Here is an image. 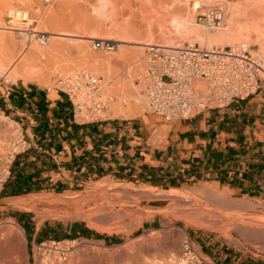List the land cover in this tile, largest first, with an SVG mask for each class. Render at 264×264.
Segmentation results:
<instances>
[{
	"label": "rangeland",
	"instance_id": "obj_1",
	"mask_svg": "<svg viewBox=\"0 0 264 264\" xmlns=\"http://www.w3.org/2000/svg\"><path fill=\"white\" fill-rule=\"evenodd\" d=\"M202 1L211 7L225 5L229 18L231 7L243 3V0ZM192 2L193 0L184 2L186 6L183 4L182 15L187 20H191L193 16L196 22L200 10L194 14L190 9ZM54 3L45 4L42 0H14V7L29 14L30 29L49 34L68 33L76 37L65 36L62 39H56L57 41L54 40L65 43L63 44L65 52L59 54L61 57L53 55L52 60H45L44 63H39V57L34 59L36 61L33 63H36L29 65L31 75L27 81L23 77L12 80L0 72V90H6V87H10L15 82H25V84L34 82L55 93L59 91L57 89L58 79L71 76L79 71H88L103 78L104 97L113 98L115 101L117 97L112 91L114 87L123 88V85L132 84V80H134L133 84L140 86L139 93L143 101L138 103V108L132 112V109L128 108L131 104L123 103V108H127L129 116L113 114V110L110 109L109 117L127 118L151 114L141 83L146 70V47L139 52L137 47L127 44L125 48L133 49V52L131 51L129 57L121 60L118 49L115 51L98 50L93 45L96 39H110L119 42V45L123 42H133L132 37H139L143 41L146 37L149 39L146 33L137 37V34L128 28V23L132 20L131 8L134 10V4L131 5L128 0L70 1L65 8L57 9L56 16L64 18L70 14L75 23L71 27H60L55 24L54 19L49 18V21L45 17L44 11L51 8ZM176 16L177 14L172 13L167 16L164 36L160 38L154 35L150 45L163 44L169 37L181 42V45L199 44L198 42L191 43L182 33L181 35L179 31L176 32L172 24ZM244 22L243 18L238 19L239 25L243 26ZM0 24L2 27L11 25L8 13L1 18ZM16 26L23 29L27 27L25 21H21ZM198 29L202 33L209 32L202 26ZM1 33L13 36L15 40L14 58L30 48L39 51L48 47L47 44L41 46L38 43L28 45L21 35L8 30L0 29ZM72 38L78 41H71ZM81 38L86 39V42H82ZM241 38H244V35ZM244 41L241 39L239 42ZM248 43L256 52L258 51V56L264 59V51L262 52L259 46L252 42ZM234 45L228 44L232 47ZM135 50H138L137 53ZM55 56L57 60L54 59ZM88 56L93 57L89 59ZM14 58L9 62L10 64ZM137 59L140 60L137 61ZM134 69L138 71L134 72ZM131 84L128 87L132 86ZM204 87L207 88L206 84ZM155 119L158 122H164L158 117ZM22 137L19 128L0 114V179H3L6 162L11 159L10 150L13 143ZM24 139L29 143L26 137ZM8 149L10 150L7 151ZM5 183L0 185V195ZM199 189L201 191L207 189L206 192L213 191L215 194L224 193L205 185L164 190L123 179H105L80 187L73 192L32 193L13 199H1L0 197V257L10 260L13 264H34L35 244L57 239L74 242L70 264H170L171 258L181 253L183 242L190 239L199 252L213 260L214 257L208 256L210 250L218 248L232 258L237 256L238 263L248 261L264 263V239H250L241 234L237 227V222L242 220L250 222L253 226H260L263 230L264 203L257 199H242L230 195H226L227 203H223L210 199L203 193L205 190L200 192ZM171 192L186 197L188 195V197L178 201L173 197L167 198L166 196ZM233 203L235 205H232ZM190 205L197 206L194 207L197 210H203H201L203 214L193 221L183 209L184 206ZM6 228H12L13 234ZM86 229L105 238L84 236L83 232ZM30 234H32L31 237ZM214 262L220 264L215 260Z\"/></svg>",
	"mask_w": 264,
	"mask_h": 264
},
{
	"label": "crops",
	"instance_id": "obj_2",
	"mask_svg": "<svg viewBox=\"0 0 264 264\" xmlns=\"http://www.w3.org/2000/svg\"><path fill=\"white\" fill-rule=\"evenodd\" d=\"M260 84L247 99L174 122L151 113L84 123L61 92L12 83L0 90V114L30 147L13 161L0 197L67 193L123 179L164 190L211 186L264 203V78ZM224 254L211 248L208 256L220 264H258Z\"/></svg>",
	"mask_w": 264,
	"mask_h": 264
},
{
	"label": "built area",
	"instance_id": "obj_3",
	"mask_svg": "<svg viewBox=\"0 0 264 264\" xmlns=\"http://www.w3.org/2000/svg\"><path fill=\"white\" fill-rule=\"evenodd\" d=\"M12 20L10 18L9 23ZM197 22L209 29H221L225 24L224 7L204 9L198 13ZM27 28L28 33L39 42H47L46 32H35V29ZM93 45L98 50L115 51L119 42L96 39ZM146 58L145 92L150 111L166 122L189 118L207 109L222 108L236 100L247 99L260 91V78H264V63L253 55L251 48L242 45L236 48L227 46L209 49L197 44H154L146 49ZM195 80L211 81L215 92L198 97L192 85ZM102 86V78L81 72L72 78L58 79L57 89L71 102L75 120L96 123L108 119V103L100 94ZM29 147L24 137L13 143L11 159L5 164L4 178L0 179L1 186L11 175L15 156ZM72 244V241L57 239L35 244L34 264H70L74 247ZM170 264L216 263L199 252L190 239H186L181 253L174 255Z\"/></svg>",
	"mask_w": 264,
	"mask_h": 264
},
{
	"label": "bare ground",
	"instance_id": "obj_4",
	"mask_svg": "<svg viewBox=\"0 0 264 264\" xmlns=\"http://www.w3.org/2000/svg\"><path fill=\"white\" fill-rule=\"evenodd\" d=\"M42 1L45 4H50L51 2H53V3L55 2L51 6V8L50 7L48 8L49 10L47 9V11H44L46 13V16H45L46 19H49V18L54 19L55 24H57L60 27H62V26L63 27L64 26H68V27L73 26V24L75 23L74 22L75 20H74L72 15L69 14L68 16H65L64 18H60V17L56 16V11H57V9L65 8L67 3H69L70 1H74V0H48V1L42 0ZM185 1H187V0H128V2H131V5L134 4V6H135L134 10H133V8H131L133 11L130 9L132 20L130 19L131 21L128 23L129 24L128 28L131 30V32L137 34V37L142 36L143 34L146 33V35L149 36V39H147V37H146L143 41V39H140L139 37L138 38L132 37L131 39L133 40V42H131V43L123 42V44L118 45L117 49L120 52L119 53V59L122 60V59H125L131 55V51L133 49L132 50L126 49L125 47H127V44H129L133 47H137L139 49V52H140L141 49H145V47L147 49L149 46H151L150 45L151 39L154 35H158L160 38H161V36H164L163 33H164V30L166 29L167 16L172 13V14H177V16L174 17L173 21H172L174 28L177 30L176 32L179 31L180 34L182 33L183 36L186 37L185 39H187V40L189 39V41H191V43L192 42H198L200 45L199 44H197V45H199L201 47L205 46L204 48H209V49L213 48V47L224 48V47H227L228 44H235L233 47L229 46L232 48H236V47L241 46V45L246 46V47L251 48L253 55L255 57H257L258 59H260V62L264 63L263 57L262 56L259 57L258 51L256 52L253 49V47H251V45L248 43V42H252L254 45L259 46V48L262 52L264 51V0H243V3L233 5L231 7L230 18L227 15V9H226L225 5H219V6H223L224 10H225V24L219 30L209 29V28L204 27L203 25L197 23V17H196V22L194 21L193 18H195V17H193V16H192L191 20H189V19L187 20L185 18V16L182 15L183 7L185 5V3H184ZM210 1L213 2L214 0H210ZM23 2H26V1H23ZM209 7H211V6L207 5V3L206 2L204 3L202 0H193L192 4L190 5V9L194 14L196 12H198L199 10L201 12L204 9L209 8ZM65 11H66V9H65ZM6 13H8V19L13 18V20L9 23V24H11L10 26L2 27V25L0 24V29L8 30V31H11L13 33H17V34L21 35L22 38L24 39V41L26 40L28 45L33 44V43H38L41 46H45L46 44L48 46L46 48L44 47V49H40L39 51L36 49L30 48L27 51L21 52L16 58H14L15 57V53H14L15 40H14L13 36H11V34L7 35V34L1 33L0 34V72L4 73L5 75H7L8 78H10L12 80H15L17 77H23L25 79V81H27L28 78H30L29 75H31V73H29V72H31L29 69V65L31 63L32 64L36 63V62L33 63V61H36L34 59L39 57V59H40V60L38 59L39 63H44L45 60L48 61L49 59H51L53 55L58 56L61 53L63 54L65 52L63 44H65V43L55 42L54 40L65 38V36H67V37L70 36V38L76 37V36H72L71 34L68 35V33L67 34L66 33L65 34H62V33L61 34H56V33L49 34L46 32L48 34V40L45 43H41L34 36H31L28 33L29 29L27 27L30 26L28 24V22H29L28 19H30L29 14L26 11H21V10L15 9L14 0H0V20ZM240 17L245 20L243 26L239 25V23H238V19ZM21 21H27V23L25 22V25H27V27H25V29H23L21 27L17 28L16 25H19V23ZM49 21H50V19H49ZM13 26H16V27H13ZM199 26L200 27L202 26L203 28L207 29V31H209V32H205V33L203 32L202 33V31L198 29ZM35 32H38V31L35 30ZM70 33H72V32H70ZM242 35H244V38H241ZM241 39H244L245 41L240 43L239 41ZM70 40L71 41H78V39H76V38H72ZM81 41L86 42V39H82ZM181 44H182L181 42L179 43L175 39H172L169 37L166 42H164L163 44H160V45L182 46ZM194 44H196V43H194ZM152 45H154V44H152ZM191 45H193V44H191ZM105 51H107V50H105ZM137 51H136V53H137ZM139 52H138V54H140ZM59 56L61 57V55H59ZM92 57L88 56L89 59H91ZM13 58H14V61H12V63L10 64L9 62ZM95 58H97V57H95ZM54 59H56V56ZM139 60L140 59H137V61H139ZM145 63H146V70H147V58L146 57H145ZM139 64L140 63H138V65ZM8 65H10V66L7 67ZM137 69H139V68H137ZM146 70H145L144 76L142 77L141 83H142L143 93H144L145 98L147 100L148 109L150 111L149 99H148V96L145 92V90H146V82H145ZM41 71H43V69ZM137 71H136V69H134V72H137ZM81 72H88V71H79V72H77L71 76L61 77V78H72ZM34 73H36V72H34ZM88 73H91V72H88ZM93 75H95V74H93ZM40 77L42 78V76H40ZM133 81L134 80H132V84L129 83L132 85L130 87H128L129 84H127L126 86L123 85V88L114 87L115 89L112 91L115 93V95L117 97V101H115L113 98L104 97L105 83H104V80L102 78V85L103 86H102V90H101L100 94H101V98L104 101H106V103H108V111H107L108 117L110 116V109L113 110V112H112L113 114H118L121 116H129V112L126 111L127 108L126 109L123 108V106H124L123 103L131 104V107H128V108L132 109V112H134L135 109L138 108V106H139L138 103H140L142 100L140 93H139L140 92V86L133 84ZM205 84H206L207 88L204 87ZM192 85H193L194 90L196 92V95L198 97H200V96L205 97L208 94L215 92V90L213 89V85H212L211 81L195 80ZM217 93H218V91H217ZM130 109H128V110H130ZM150 113H152V112L150 111ZM132 114H135V113H132ZM9 150L10 149H8L7 151H9ZM4 175H3V178H4ZM203 190H205V189H203ZM206 190L203 193L207 197H209L210 199L212 198L216 201L223 202V203H225L227 201L226 195L228 193L222 194L221 192H219L220 194L216 193L217 194L216 195L215 193H213V191L211 193H209V192H206ZM202 191L200 190V192H202ZM194 193H196V191ZM165 194H163V195H165ZM166 197L167 198L173 197L174 199L176 198L175 200L178 201V200L187 199L188 195L186 197L185 195L178 194V193L172 194V192H171V194L166 196ZM232 205H235V204L233 203ZM184 207H186V208H184ZM184 207H183V209L185 210L184 212L187 213L188 217L190 218V220L192 219V221L198 219V217H200L203 214L202 209H201L202 210L201 211L200 209L197 210L194 208L197 206H191L190 205V206H184ZM237 225H238L237 227L239 228V231L244 236H246L250 239H253V240L264 239V229L262 230V228H260V226H253L252 224H250V222H244L242 220L240 222H237ZM10 229H9L10 233L13 234L12 228H10ZM0 264H13V263L8 259L0 257Z\"/></svg>",
	"mask_w": 264,
	"mask_h": 264
},
{
	"label": "trees",
	"instance_id": "obj_5",
	"mask_svg": "<svg viewBox=\"0 0 264 264\" xmlns=\"http://www.w3.org/2000/svg\"><path fill=\"white\" fill-rule=\"evenodd\" d=\"M83 235L84 236H88V237H93V238H105L102 235H97V234L91 232L89 229L84 230Z\"/></svg>",
	"mask_w": 264,
	"mask_h": 264
}]
</instances>
